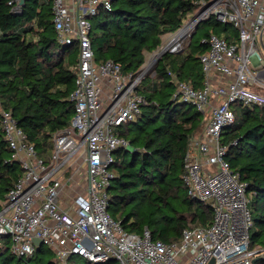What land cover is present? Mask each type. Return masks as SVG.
I'll return each instance as SVG.
<instances>
[{"label":"built area","instance_id":"built-area-1","mask_svg":"<svg viewBox=\"0 0 264 264\" xmlns=\"http://www.w3.org/2000/svg\"><path fill=\"white\" fill-rule=\"evenodd\" d=\"M8 3L17 7L20 0ZM195 4V11L160 50H181L183 40L209 18L235 31L229 39L213 32L202 38L208 45L199 56L202 88L171 74L174 95L203 115V132L190 138L183 156L181 180L189 197L211 207V222L184 228L179 241L166 243L153 239L146 227L140 233L127 232L111 217L107 188L113 177V151L129 146L115 130L140 112L143 98L135 89L147 69L141 67L132 77L111 59L94 61L90 18L100 5L109 7L108 0H51L57 40L76 45L69 94L74 113L69 126L54 134L44 159L11 112L0 110L4 139L22 168L0 201V235H9L15 254L31 255L37 247L35 237L53 251L55 264H66L71 255L94 263L113 259L117 264H253L256 250L249 246L253 221L246 185L225 161L226 147L219 137L234 120L232 104L264 105V0ZM72 183L79 189L68 194L66 187Z\"/></svg>","mask_w":264,"mask_h":264},{"label":"trees","instance_id":"trees-1","mask_svg":"<svg viewBox=\"0 0 264 264\" xmlns=\"http://www.w3.org/2000/svg\"><path fill=\"white\" fill-rule=\"evenodd\" d=\"M196 0H108L90 18L94 61L111 59L121 72L135 77L145 53L157 50L163 35L175 32L196 9ZM0 0V110L10 111L37 154L47 159L54 134L69 126L74 105L69 99L74 74V45L57 40L51 0H23L17 7ZM210 30L181 50L164 52L154 63L152 78L144 75L136 86L143 98L135 119L117 126L115 133L132 150L116 148L107 210L127 232L147 228L153 239L179 241L184 228L207 225L212 209L187 195L181 180L183 156L191 137L201 136L203 115L174 95L171 74L200 89L204 83L199 56L210 32L235 36L230 24L209 18ZM198 29V27H197ZM234 120L220 131L219 140L233 172L246 185L253 225L249 246L256 250L253 264H264V105H231ZM0 125V201L20 177ZM0 264H55L53 251L40 245L31 255H17L9 236L0 235ZM71 255L66 264H76ZM117 264L113 259L100 263Z\"/></svg>","mask_w":264,"mask_h":264},{"label":"rangeland","instance_id":"rangeland-1","mask_svg":"<svg viewBox=\"0 0 264 264\" xmlns=\"http://www.w3.org/2000/svg\"><path fill=\"white\" fill-rule=\"evenodd\" d=\"M205 21L206 20L202 21L199 24L198 29H197V32L193 35L194 36V39L199 38L201 36L202 32L207 31V30L209 31L211 29L210 26L205 23ZM175 32H172V33L168 34L167 36L164 37V39L168 38V36L174 34ZM187 40H188V38L187 39H184L182 44L183 45L186 44ZM73 49L75 50L74 53H73V55H75V58H74V60H75L76 59V56H77L76 45H74V48ZM159 51H160V47L157 50L151 52L150 54H147L146 59H145V62L142 65V68H145L146 67V69H147L146 72H145V75L148 74L150 78H152V76H153L152 68H153L154 63L151 66H150V64H151V61L156 56V53H158ZM72 65L70 67H72ZM193 109L195 110V107H193ZM82 168H83V166L81 167V169ZM0 240L2 242V241H4V238H0ZM9 240H10V237H9ZM84 261H85V259L83 257L78 256V255H75L74 256V262L76 264L83 263Z\"/></svg>","mask_w":264,"mask_h":264},{"label":"water","instance_id":"water-1","mask_svg":"<svg viewBox=\"0 0 264 264\" xmlns=\"http://www.w3.org/2000/svg\"><path fill=\"white\" fill-rule=\"evenodd\" d=\"M22 2H23V0H20V3H22ZM165 51H166V47L161 48V50H160V51L158 52V54L156 55V57H155L153 63L157 62L158 59L160 58V56H161ZM185 103H186V102H185ZM187 104H188V103H187ZM127 149H128V150H132V148H131L130 146H128ZM5 236H9V235L7 234V235H5ZM33 243H34L37 247L40 246V245H42L41 240H40L39 238H35V237L33 238ZM255 260H256V258H253V259H252V262L254 263Z\"/></svg>","mask_w":264,"mask_h":264},{"label":"crops","instance_id":"crops-1","mask_svg":"<svg viewBox=\"0 0 264 264\" xmlns=\"http://www.w3.org/2000/svg\"><path fill=\"white\" fill-rule=\"evenodd\" d=\"M168 34H170V33H167V34H165V35H163V42H164V37L165 36H167ZM151 52H146L145 53V59H146V56H147V54H150ZM75 61H76V59H75ZM212 82H214V83H216L217 82V80H216V78H212ZM79 189V187L78 186H76V184H69L67 187H66V192L69 194V193H74L75 191H77Z\"/></svg>","mask_w":264,"mask_h":264}]
</instances>
